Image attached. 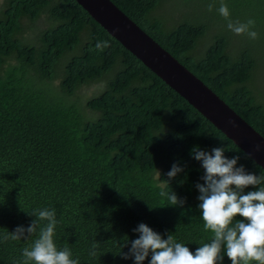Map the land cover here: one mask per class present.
Returning <instances> with one entry per match:
<instances>
[{
    "label": "trees",
    "instance_id": "trees-1",
    "mask_svg": "<svg viewBox=\"0 0 264 264\" xmlns=\"http://www.w3.org/2000/svg\"><path fill=\"white\" fill-rule=\"evenodd\" d=\"M112 1L264 137V99L254 84L259 56L251 43L239 46L220 31L203 47L208 25L187 18L167 24L157 14L162 0ZM202 1L226 4L241 23L264 25V0ZM43 15L47 24L35 27L30 43L22 36L25 25ZM104 40L110 47L99 52L95 44ZM98 82L104 88L84 102L95 115L85 116L71 96ZM195 146L223 147L225 156L240 157L237 167L264 174L75 0L0 3V264H22L39 228L20 240L3 236L27 229L36 219L30 213L44 208L56 211L58 249L67 246L80 264H134L122 254L138 238L133 229L140 223L194 253L212 236L198 207L204 169L191 154ZM174 163L183 171L169 178ZM161 191L184 204L168 205ZM222 255V264H231Z\"/></svg>",
    "mask_w": 264,
    "mask_h": 264
},
{
    "label": "clouds",
    "instance_id": "clouds-1",
    "mask_svg": "<svg viewBox=\"0 0 264 264\" xmlns=\"http://www.w3.org/2000/svg\"><path fill=\"white\" fill-rule=\"evenodd\" d=\"M212 5H209L211 11ZM218 12L228 21L227 28L236 35L247 34L251 39L257 38V32L251 30L255 21L249 19L246 23L232 22L230 11L226 4L221 3ZM110 47L108 40L97 41L95 49L103 52ZM260 145H256L259 151ZM223 147H215L211 152L195 146L191 149L193 158L201 162L204 169L203 183H197L199 190L198 207L202 212L203 230L211 232L210 242L204 243L193 253L189 247L176 241L169 234L167 239L145 223H140L134 232L138 238L131 241V247L123 258H134V264H143L151 254L149 264H218L223 261L222 252L226 251L231 264H264V174L247 173L243 165L237 167L240 157L225 156ZM249 156L251 154H248ZM183 168L173 164L167 173L174 178ZM248 186H258L255 191L244 189ZM168 205H183L184 200L174 192L161 191ZM36 219L25 229L18 226L14 231L4 234L3 239L20 240L37 234L30 247L22 252V264H80L79 259L72 258L71 250L65 246L58 249L54 236L58 223L54 208L38 209L30 213ZM239 216L241 219H236ZM47 221L44 226L41 222ZM96 244L92 245L95 255Z\"/></svg>",
    "mask_w": 264,
    "mask_h": 264
},
{
    "label": "water",
    "instance_id": "water-1",
    "mask_svg": "<svg viewBox=\"0 0 264 264\" xmlns=\"http://www.w3.org/2000/svg\"><path fill=\"white\" fill-rule=\"evenodd\" d=\"M104 30L187 99L205 119L264 169V137L196 77L176 57L160 46L112 0H75ZM256 145H260L259 151Z\"/></svg>",
    "mask_w": 264,
    "mask_h": 264
},
{
    "label": "rangeland",
    "instance_id": "rangeland-1",
    "mask_svg": "<svg viewBox=\"0 0 264 264\" xmlns=\"http://www.w3.org/2000/svg\"><path fill=\"white\" fill-rule=\"evenodd\" d=\"M1 2H3V0H0V3ZM218 9L219 7L212 6V9L210 11L209 5L202 0H162L161 4L157 8V14L159 16H162L163 18H166L168 22L167 24H170L175 19L181 20L186 18L197 20L201 23L207 24L209 29L207 30L208 33L206 37H204L202 41L203 47L204 45H207V43H209V40L214 37L216 32L220 31L228 32L239 46L243 41L251 43L259 56V64L258 69L255 72L254 84L257 90L260 92V95L264 99V25H254V27L251 29L257 32L258 35L256 39H251L247 34L236 35L227 28L228 21L219 14ZM230 19L232 22H236L234 18L230 17ZM46 24L47 22L45 21L44 15L40 17L35 24L28 25L26 23L25 31L23 32L22 36H25L30 43H34L35 41L32 39V35L36 32V28H43L46 26ZM59 80L60 79L58 78L54 80L53 83L57 86ZM104 86L105 82H98L88 86H81L76 90L74 95L71 96V100L79 101L81 106L79 103H76L77 107L79 108V110L82 107L81 112L85 114V116H94L95 113L86 108L84 102L88 97L93 96L101 91Z\"/></svg>",
    "mask_w": 264,
    "mask_h": 264
}]
</instances>
